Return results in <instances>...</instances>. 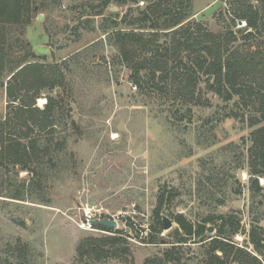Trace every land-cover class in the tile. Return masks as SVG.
<instances>
[{"label": "rangeland", "instance_id": "obj_1", "mask_svg": "<svg viewBox=\"0 0 264 264\" xmlns=\"http://www.w3.org/2000/svg\"><path fill=\"white\" fill-rule=\"evenodd\" d=\"M22 1L28 2L20 20L14 23L10 18L0 29L3 49L16 55L33 51L48 63L66 60L69 89L63 104L68 114L53 130L30 133L29 137L38 134L40 139L42 188L34 185L23 200L8 197L21 187L27 172L0 165V264H6V259L10 264H84L76 260L79 240L116 233L79 227L80 205L85 204L98 205L117 222L113 231H124V246L129 249L122 257L103 258L96 264H146V259L161 256L172 246L176 213L193 224L209 215H231L240 223L233 241L252 249L247 233L252 226L264 227V194L250 189L246 164L250 135L264 120L250 124V109L237 96L224 101L209 90L204 74L197 84L202 104H185L175 97L176 85L169 77L155 84L142 71L140 88L130 77V67L121 62L117 47L108 44L100 29L104 17L116 13L117 18L127 14L121 27L149 31L151 23H162L167 10L183 11L185 0H163L160 13L149 12V18L139 23L134 19L151 4L148 0H111L103 14H96L100 0ZM189 9L191 19L210 32L234 31L236 40L230 45L264 48V35L246 39L245 31H237L238 20L234 25L225 0H191ZM142 25L146 28L139 29ZM7 74V70L0 72V116L7 110ZM45 101L44 93L35 105L42 107ZM232 110L244 112V117L227 116ZM259 183L264 185L262 177ZM162 190L166 196L173 193L163 210L172 227L159 234L162 242H145L139 237L150 232L152 211ZM218 223L206 222L200 237L178 246L182 263H201L206 246L199 240L215 235ZM141 228L136 237L135 230ZM15 244L26 250L23 260L7 249Z\"/></svg>", "mask_w": 264, "mask_h": 264}, {"label": "trees", "instance_id": "obj_2", "mask_svg": "<svg viewBox=\"0 0 264 264\" xmlns=\"http://www.w3.org/2000/svg\"><path fill=\"white\" fill-rule=\"evenodd\" d=\"M110 1L100 0L101 8L96 14H103ZM148 1L151 4L148 3L141 9L133 23L146 21L149 12H161L163 0ZM27 2L0 0V29L6 27L4 24L10 18L14 23L18 22L20 12ZM185 2L183 11L167 10L163 13L166 17L162 23H151L149 31L121 27L127 14L117 18L116 13H112L113 16H105L100 29L104 32L108 44L117 47L121 62L130 67V77L140 88L143 87L142 71L145 72L147 80L155 84L169 77L173 80V85H176L175 97L183 100L185 104H202V94L197 84L200 76L204 74L207 76L205 81L209 90L224 101H230L237 96L242 105L254 114L249 116L250 124L261 123L264 120V48L257 46L243 49L230 45L232 40H236L234 31L226 34L208 31L201 22L191 19V0ZM225 3L229 5L234 25L235 20H246V26L237 29L240 33L246 32L244 38L255 37L257 33L264 35V0H225ZM145 28L144 25L139 27ZM2 44L0 39V72L7 70L8 74L5 85L7 110L0 116V165L11 164L19 171L27 172L21 187L8 195L10 198L23 200L27 193H31V187L34 185L42 188L41 180L45 175L38 160L39 135L31 138L30 133L34 129L39 132L53 130L68 114V108L63 104L69 89L64 71L67 65L66 60L48 63L29 50L22 55H16L15 51L3 49ZM57 89L59 91H56ZM160 89L163 90V87ZM51 92H55V95ZM44 93L45 103L42 107L36 106V99ZM227 116L244 117V112L232 110ZM71 124L75 122L72 121ZM250 141L252 144L246 164L250 174V189L253 193L264 194V185L259 183V177L264 179V124L251 133ZM33 176L37 177L36 181ZM169 194H173L172 191H169ZM169 194L166 196L164 190L157 194L150 232L139 237L138 232L143 229H137L136 237L150 243L162 242L164 237L158 236L163 231V210ZM173 221L177 223L178 228L170 233L174 237L169 241L171 248L163 251L161 256L146 259V264H185L176 249L188 239L200 237L208 221L219 223L215 235L208 240L203 237L199 240L206 246L205 257L200 264H264V227L250 228L246 239L252 246L249 250L247 246H239L233 241L235 234L240 231V223L231 215H209L204 217L201 223L193 224L182 213H176L173 215ZM129 223L135 226L134 223ZM96 227L116 233L79 240L75 249L76 260L85 262L84 264H96L103 258H118L129 252L128 247L124 246L126 241L121 235L123 230L113 231L111 228ZM7 249L13 256L22 260L27 253L19 244ZM4 262L10 264L8 259Z\"/></svg>", "mask_w": 264, "mask_h": 264}, {"label": "built area", "instance_id": "obj_3", "mask_svg": "<svg viewBox=\"0 0 264 264\" xmlns=\"http://www.w3.org/2000/svg\"><path fill=\"white\" fill-rule=\"evenodd\" d=\"M237 26L239 28L246 26V20L242 19L238 21ZM80 209L82 211V218L80 219L78 225L79 227L83 229H89V230H99L102 232L110 233L107 230L99 229L96 227V225L92 224V220L94 219H101V218H108L103 212L102 209L97 205H80Z\"/></svg>", "mask_w": 264, "mask_h": 264}, {"label": "water", "instance_id": "obj_4", "mask_svg": "<svg viewBox=\"0 0 264 264\" xmlns=\"http://www.w3.org/2000/svg\"><path fill=\"white\" fill-rule=\"evenodd\" d=\"M38 19H41V14L38 15ZM92 224L96 226H102L106 228H117V222L113 219L108 218H101V219H94L92 220ZM172 227V220L168 218L167 216L163 217V229L167 230ZM209 231H212L213 228L209 227Z\"/></svg>", "mask_w": 264, "mask_h": 264}]
</instances>
